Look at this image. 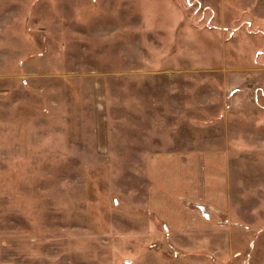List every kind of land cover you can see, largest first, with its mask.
<instances>
[{"label": "rangeland", "instance_id": "obj_1", "mask_svg": "<svg viewBox=\"0 0 264 264\" xmlns=\"http://www.w3.org/2000/svg\"><path fill=\"white\" fill-rule=\"evenodd\" d=\"M257 25L239 0H0V264H264ZM215 150L227 203L207 227L185 199L207 163L190 187L149 164ZM166 176L169 225L147 201Z\"/></svg>", "mask_w": 264, "mask_h": 264}, {"label": "crops", "instance_id": "obj_2", "mask_svg": "<svg viewBox=\"0 0 264 264\" xmlns=\"http://www.w3.org/2000/svg\"><path fill=\"white\" fill-rule=\"evenodd\" d=\"M241 3H246L249 6L253 7V13L255 20H258V29L255 35L256 38L264 39V30L261 29V20H264V0H239ZM260 21V22H259ZM259 53V52H258ZM264 71V69H263ZM256 76L254 78H251L250 81L256 82ZM236 80H240V78H236ZM250 88L257 89L256 85H250ZM255 106V105H254ZM240 105H238L237 108L232 107V114L240 113ZM198 160H202L207 163V174L209 175L210 181L207 182L202 186L203 190H192L190 189L189 192L184 194L185 199L187 201L192 202L195 204V206H202L205 207L206 212L203 216H199L200 219H195V221L199 222L202 225H205L207 227L209 226H215L216 222L209 221L212 217L211 215L214 214L216 219V216L222 214L223 209L221 208L224 203H227V192H225V186H226V154L224 151H218L215 150L214 152H201L198 155L192 154V153H186V154H167V155H154L150 158V164L149 167L151 169V175H155L157 170H160L161 168H164L165 171H169L171 164L177 163L182 170V174L179 176V183L182 185V187H190L192 184V174L191 170H195L197 165L196 162ZM213 161L217 162L218 164H213ZM210 162V163H209ZM156 176V175H155ZM158 179L159 176H156ZM167 176L164 178L163 183V191L164 194L161 196L155 195L153 192L154 185H151L152 192L150 194V197L148 198L149 203V210L152 212V214L159 216L164 222H166L167 225H169L168 218H174L175 215L173 214V210L167 205L170 201L175 202L177 200V195L172 196L170 191L169 183L167 182ZM151 181H153L151 179ZM193 183L194 180H193ZM194 185V184H193ZM189 195V196H188ZM183 211H185L183 209ZM160 212V213H159ZM164 216L166 219H163ZM175 219V218H174ZM190 220L187 218L183 220V225L187 226ZM191 225H195L194 221H190ZM181 224V219L179 222ZM208 233V231H205Z\"/></svg>", "mask_w": 264, "mask_h": 264}]
</instances>
